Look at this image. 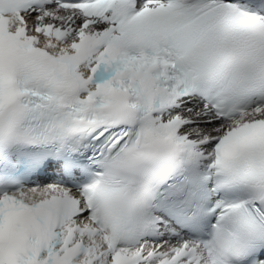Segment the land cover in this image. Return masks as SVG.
<instances>
[{"label": "snow or ice", "instance_id": "6c2138e0", "mask_svg": "<svg viewBox=\"0 0 264 264\" xmlns=\"http://www.w3.org/2000/svg\"><path fill=\"white\" fill-rule=\"evenodd\" d=\"M0 264H264V0H0Z\"/></svg>", "mask_w": 264, "mask_h": 264}]
</instances>
